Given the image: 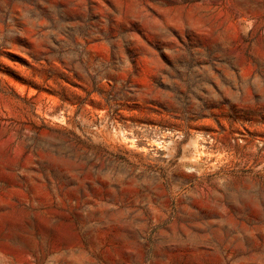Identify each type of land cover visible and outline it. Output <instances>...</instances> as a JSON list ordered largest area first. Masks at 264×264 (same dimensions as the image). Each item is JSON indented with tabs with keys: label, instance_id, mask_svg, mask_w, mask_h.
Returning a JSON list of instances; mask_svg holds the SVG:
<instances>
[{
	"label": "rangeland",
	"instance_id": "374dc122",
	"mask_svg": "<svg viewBox=\"0 0 264 264\" xmlns=\"http://www.w3.org/2000/svg\"><path fill=\"white\" fill-rule=\"evenodd\" d=\"M0 264H264V0H0Z\"/></svg>",
	"mask_w": 264,
	"mask_h": 264
}]
</instances>
